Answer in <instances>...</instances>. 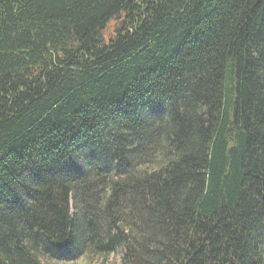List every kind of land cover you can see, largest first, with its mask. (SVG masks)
Instances as JSON below:
<instances>
[{"label": "trees", "instance_id": "16d2710c", "mask_svg": "<svg viewBox=\"0 0 264 264\" xmlns=\"http://www.w3.org/2000/svg\"><path fill=\"white\" fill-rule=\"evenodd\" d=\"M113 254L264 264V0H0V264Z\"/></svg>", "mask_w": 264, "mask_h": 264}, {"label": "rangeland", "instance_id": "374dc122", "mask_svg": "<svg viewBox=\"0 0 264 264\" xmlns=\"http://www.w3.org/2000/svg\"><path fill=\"white\" fill-rule=\"evenodd\" d=\"M47 264H120L119 258L113 254L103 259H87L81 258L79 260L73 262H59V261H51Z\"/></svg>", "mask_w": 264, "mask_h": 264}, {"label": "snow or ice", "instance_id": "6c2138e0", "mask_svg": "<svg viewBox=\"0 0 264 264\" xmlns=\"http://www.w3.org/2000/svg\"><path fill=\"white\" fill-rule=\"evenodd\" d=\"M73 243H69L62 249H54L53 256L57 259H71L73 257Z\"/></svg>", "mask_w": 264, "mask_h": 264}, {"label": "water", "instance_id": "95a60500", "mask_svg": "<svg viewBox=\"0 0 264 264\" xmlns=\"http://www.w3.org/2000/svg\"><path fill=\"white\" fill-rule=\"evenodd\" d=\"M119 228H120L121 230L128 231L129 233H132V232H133V229H132V228H129V229L127 230V228L125 227V225H124L123 223H120V224H119Z\"/></svg>", "mask_w": 264, "mask_h": 264}]
</instances>
